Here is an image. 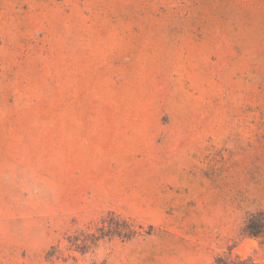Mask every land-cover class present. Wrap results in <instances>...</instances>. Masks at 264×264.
I'll use <instances>...</instances> for the list:
<instances>
[{
	"label": "rangeland",
	"instance_id": "1",
	"mask_svg": "<svg viewBox=\"0 0 264 264\" xmlns=\"http://www.w3.org/2000/svg\"><path fill=\"white\" fill-rule=\"evenodd\" d=\"M259 212L264 0H0V264H264Z\"/></svg>",
	"mask_w": 264,
	"mask_h": 264
},
{
	"label": "trees",
	"instance_id": "2",
	"mask_svg": "<svg viewBox=\"0 0 264 264\" xmlns=\"http://www.w3.org/2000/svg\"><path fill=\"white\" fill-rule=\"evenodd\" d=\"M264 213L251 214L245 224V230L253 236H264ZM261 215H263L261 217ZM211 264H261L251 257L231 256L229 253L218 255Z\"/></svg>",
	"mask_w": 264,
	"mask_h": 264
}]
</instances>
